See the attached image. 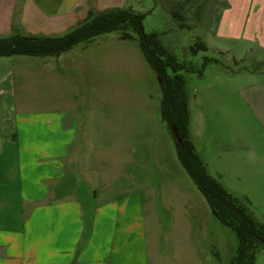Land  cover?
Here are the masks:
<instances>
[{"label":"rangeland","instance_id":"1","mask_svg":"<svg viewBox=\"0 0 264 264\" xmlns=\"http://www.w3.org/2000/svg\"><path fill=\"white\" fill-rule=\"evenodd\" d=\"M96 1L102 10L94 13L142 14L144 32L157 34L178 62L196 68L180 72L187 81L196 152L209 174L264 225V125L257 108L264 75L248 72L260 66L257 55L247 56L240 35L249 0ZM74 20L50 36L71 31L80 24ZM37 25V20L29 23ZM131 34L132 39L120 32L103 34L58 57L0 58V79L11 85L18 113L43 117L37 127L44 128L45 117L52 115L74 128L85 168L73 177L82 180L84 203L123 207L131 202L139 225H145L152 259L197 264L193 259L200 257L201 264H232L238 236L214 216L180 162L162 115L159 79L143 55L139 34ZM198 43L208 49L194 53ZM94 191L95 202L87 199ZM254 253L253 264H264V245Z\"/></svg>","mask_w":264,"mask_h":264},{"label":"crops","instance_id":"2","mask_svg":"<svg viewBox=\"0 0 264 264\" xmlns=\"http://www.w3.org/2000/svg\"><path fill=\"white\" fill-rule=\"evenodd\" d=\"M246 3L240 35L247 56L257 55L260 66L248 72L264 75V0ZM92 9L102 10L96 0H0V38L17 30L54 37L53 31H63L75 17L83 22ZM36 20V27L29 26ZM7 81L0 79V264H168L152 259L145 225L131 202L84 203L77 132L51 114L44 128L37 127L43 117L18 113ZM249 98L255 105L254 95ZM257 108L264 125V79ZM87 199L95 202L96 191ZM193 260L201 264L200 257Z\"/></svg>","mask_w":264,"mask_h":264},{"label":"trees","instance_id":"3","mask_svg":"<svg viewBox=\"0 0 264 264\" xmlns=\"http://www.w3.org/2000/svg\"><path fill=\"white\" fill-rule=\"evenodd\" d=\"M143 19L142 14L133 10L114 9L98 13L90 11L83 22L62 36H29L17 30L9 37L0 38V58L58 57L74 46L103 34L120 32L124 38L132 39L131 32L138 33L143 55L161 85L163 118L171 131L175 128L180 137V141L174 137L179 160L205 196L214 216L224 226L236 232L240 246L232 264H253L257 245H264V225L258 223L240 201L209 174L192 141L189 122L190 98L186 78L180 72H194L196 68L178 62L161 43L157 34H146ZM198 49L208 48L205 44L198 43L192 51L196 53ZM213 61L215 62L213 59H207L206 63Z\"/></svg>","mask_w":264,"mask_h":264},{"label":"water","instance_id":"4","mask_svg":"<svg viewBox=\"0 0 264 264\" xmlns=\"http://www.w3.org/2000/svg\"><path fill=\"white\" fill-rule=\"evenodd\" d=\"M173 135L176 138L177 141H180L179 134L175 128L172 129Z\"/></svg>","mask_w":264,"mask_h":264}]
</instances>
